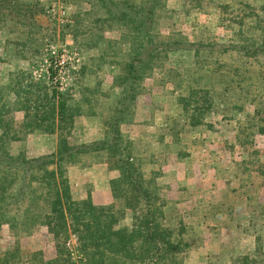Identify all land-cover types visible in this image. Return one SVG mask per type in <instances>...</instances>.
<instances>
[{"label":"rangeland","instance_id":"obj_1","mask_svg":"<svg viewBox=\"0 0 264 264\" xmlns=\"http://www.w3.org/2000/svg\"><path fill=\"white\" fill-rule=\"evenodd\" d=\"M30 1L39 4L44 11L37 13L36 9L33 16L29 17L15 10L16 14L13 12L6 23L0 19V86L5 87L10 77L23 72L27 81L41 82L63 92L71 109L77 111V115L72 117V125H66L68 133L64 131L58 137L57 133L24 127V112L15 109L4 116L10 120L13 125L12 132L18 137L11 144L12 151L22 152L27 157H37L54 152L60 138L71 146H80L97 142L80 141L86 133L93 135L94 130L107 131L110 136L108 122L114 116L120 93L119 78L123 73L125 61L123 47L116 46L113 42L124 33V28L119 25L107 29L94 28L83 16L91 9L87 0ZM193 5L189 0H168L165 2V11L161 10L164 15L160 18L158 27L164 35L174 30L176 33H183L191 42L208 46V54H172L163 62V72L156 69L142 81L137 88L138 95L132 113L125 116L120 125L121 143L132 144V155L142 161L138 163L141 164V171L146 179L151 172L158 171L155 178L157 177V182H162L163 189L168 187L160 178L165 156L169 157L171 153L176 152L178 158L183 159L189 167H202L205 159L203 156H199L200 159L196 155L189 158L185 155L188 142L197 141L204 151L211 150L208 163L218 167L226 159L222 154L221 145L224 144L232 154L233 158L230 159L237 161V177L243 183L253 179L257 184V188L249 187L253 191L256 190L255 198H248L251 200L246 201L244 206L247 210L244 212L254 217V226L249 228L257 229L261 238H264V168L258 174L254 173L258 160L259 163L264 162V135L253 133L255 128L251 126L253 122L250 118L256 109L262 112L258 116L264 118V55L254 59L247 54L243 57V54L236 51L241 43L237 38L239 22L245 24L254 21L255 15L248 14L250 12H260L264 15V0H203L197 8L191 9ZM217 6L224 10L223 14ZM96 12L100 13L95 9ZM261 25L264 26V23ZM243 29L244 35L254 37L255 30L248 27ZM50 67L55 72L51 80L48 71ZM171 70L176 73L172 75ZM202 71L205 76L201 75ZM189 85L197 94L201 89L205 90V85L211 87V98H207L213 104L202 117L203 123L194 128L187 123L192 115L194 103L186 104L180 100ZM220 90L225 91L223 96L220 95ZM7 101L12 104L13 95ZM16 106L14 104V108ZM145 112L147 119L143 115ZM163 114H167L164 117L166 121L160 130L155 132L154 126H151L154 116L160 121ZM171 127L173 129H170ZM162 135L166 137L163 138ZM209 138L210 145L206 146ZM105 158L104 152L82 155L75 168L67 169L68 177L73 181L71 192L75 199H83L87 195L85 192L89 193L93 176L99 173L98 170H92L93 165L106 161ZM204 164L206 166V163ZM108 165L115 169L112 160L108 161ZM193 180L199 182L198 179ZM250 189L244 188L242 194H247ZM165 191L162 198L166 194ZM82 195L85 196L80 198ZM113 204L118 226L129 224L131 213L125 209L124 200L115 199ZM184 208V204L173 207L165 199L162 208L164 223L176 230L175 233L183 228L181 238L191 247L187 231L195 233L197 230L198 213L191 211L183 219L178 215V211H183ZM236 243L239 244V241ZM65 247L74 260L83 258L78 251L74 235L69 236ZM186 250L188 247L177 255V262L174 264H192L186 258ZM11 253H19V261L15 256H8ZM32 253H38L44 260L56 256L55 240L46 227L37 226L30 234H14L7 226L0 227V264H26ZM245 253L247 250L242 247L237 254L240 257Z\"/></svg>","mask_w":264,"mask_h":264},{"label":"trees","instance_id":"obj_2","mask_svg":"<svg viewBox=\"0 0 264 264\" xmlns=\"http://www.w3.org/2000/svg\"><path fill=\"white\" fill-rule=\"evenodd\" d=\"M167 1H86L91 9L83 16L94 28L107 29L114 25L124 28V33L113 42L116 46L123 47L125 61L119 78L120 93L114 116L108 122L110 136L104 131L103 139L80 146H71L60 138L54 152L37 157H27L22 152L15 153L11 144L18 137L12 132L13 125L4 118L5 115L15 109L22 110L24 127L57 133L59 137L64 131L68 133L66 125H72V117L77 115V111L71 109L63 92L41 82L27 81L23 72L10 77L5 87L0 86V227L7 226L14 234H30L35 227L44 226L56 243L54 258L44 260L38 253H32L26 264H174L177 262V255L189 247L181 238L183 228L175 233L176 230L164 223L162 208L165 199L162 198V193L165 189L155 178L158 171L151 172L149 178H145L141 164L138 163L142 161L132 155L133 146L130 142L121 143L120 132L124 117L132 113L138 86L156 69L163 72V62L170 55L183 52H194V56L198 52L208 54V46L189 41L181 32L173 30L166 35L160 32L158 22L164 15L162 12L165 11ZM189 1L194 4L191 9L203 2ZM217 7L221 9L220 6ZM36 9L37 13L44 11L39 4L30 0H0V19L6 23L13 12L16 14L15 10L31 17ZM95 9L100 13H95ZM221 11L223 14L224 10ZM248 14L255 15V19L245 24L239 22L237 38L241 43L235 48L243 57L247 54L256 59L264 55V26L261 25L264 23V15L260 12ZM244 27L255 30L253 38L243 34ZM48 71L51 80L55 72L51 67ZM170 73L174 75L176 72L171 70ZM201 75L205 76V73L202 71ZM224 92L220 90L219 93L223 96ZM186 94L180 100L186 104L194 103L192 115L187 121L194 128L203 123L202 117L213 106L207 98H211V87L205 85V90L201 89L197 94L189 85ZM12 95L14 101L11 104L7 100ZM14 104L17 105L16 108ZM260 113L262 114L261 110L256 109L250 116L253 122L251 126L255 128L253 133L264 135V118L258 116ZM103 152L106 162L112 160L118 172V176L109 182L112 197L123 199L125 209L131 213L130 223L122 227L117 224L113 203L94 204L89 194L83 199L72 196L68 167L77 166L82 155ZM263 164L258 160V166L254 168L257 174L263 170ZM253 223L252 220L249 226H254ZM253 230L256 233L253 250L237 256L234 263L264 264V238H261L257 229ZM70 235L76 237L78 251L83 257L80 260H74L65 247ZM14 254L8 256H15L19 261V253Z\"/></svg>","mask_w":264,"mask_h":264},{"label":"crops","instance_id":"obj_3","mask_svg":"<svg viewBox=\"0 0 264 264\" xmlns=\"http://www.w3.org/2000/svg\"><path fill=\"white\" fill-rule=\"evenodd\" d=\"M143 115L145 117L146 112ZM166 115L163 114L162 118L160 117V121L153 115L154 122L151 126H154L155 132L163 126L166 121H164ZM145 119L147 118L145 117ZM103 137L104 132L97 129L94 130L93 135L90 132L84 134L80 141L88 143L99 141ZM143 139L145 140L146 138L143 137ZM210 141L209 138L205 145H210ZM187 146L188 154H185L187 158L193 155L198 156L197 158L200 159L202 156L205 158L203 159L202 167L199 165L195 168L189 167L183 159L178 158V154L175 152L171 153L169 157L165 156V163L162 166V171L160 170V178L168 185L167 189H165V199L173 207L179 204H184L185 206L183 211H178V215H181L184 219V216H188L191 211L198 213L197 230L194 227L195 233L187 231L192 245L186 250V254H188L186 258L192 264H236L234 260L236 261V257L239 256V250L245 247L247 252H249L253 250L255 245L256 233L252 228H249V224L252 223L254 217L252 214L244 212V210H247L244 205L246 201L251 200L248 198H255L256 190L253 191L250 188H254L253 186L257 188V184L253 179L243 183L237 177V161L230 159L232 154L224 147V144L221 145L222 154L226 159L218 167L208 163L211 150H208V152L204 151L201 148V144L197 141H189ZM204 163H206V166ZM70 168L73 169L75 166H69L68 169ZM92 170H98L99 173L93 176L92 188L89 193L86 190L84 192L90 194L94 204L113 203L115 199L112 197L109 182L116 177V170L111 168L106 161L94 164ZM196 171H198L199 175L196 174ZM254 173L256 172L254 171ZM193 179H198L199 182ZM70 182L73 181L70 180ZM244 188L250 189V192L242 194ZM85 195L79 197L81 198ZM236 241H239V244Z\"/></svg>","mask_w":264,"mask_h":264}]
</instances>
